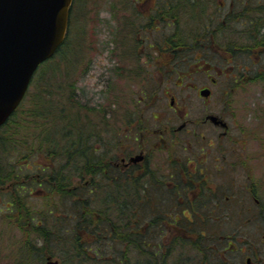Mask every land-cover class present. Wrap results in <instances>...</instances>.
Returning a JSON list of instances; mask_svg holds the SVG:
<instances>
[{"label": "trees", "instance_id": "16d2710c", "mask_svg": "<svg viewBox=\"0 0 264 264\" xmlns=\"http://www.w3.org/2000/svg\"><path fill=\"white\" fill-rule=\"evenodd\" d=\"M219 5L158 0L156 16L172 22V47L189 51L199 46L203 24L216 21L208 7ZM230 7L234 45L243 52L264 47V0H234ZM67 42L68 36L40 66L24 100L0 126V185L7 194L0 221L28 233L22 263L49 264L50 257L58 264H229L228 235L210 223L232 217L220 211L225 199L219 190L206 182L199 190L169 185L164 172L147 163L122 168L120 157L130 152L135 124L143 121H116L115 102L91 105L78 96L69 78L75 58L66 73L57 60ZM259 67L253 76L264 80V64ZM127 112L120 116L131 117Z\"/></svg>", "mask_w": 264, "mask_h": 264}, {"label": "rangeland", "instance_id": "374dc122", "mask_svg": "<svg viewBox=\"0 0 264 264\" xmlns=\"http://www.w3.org/2000/svg\"><path fill=\"white\" fill-rule=\"evenodd\" d=\"M75 4V12H72L75 6L70 9L73 23L69 22L68 42L57 60L62 62L63 72L66 73L72 72L68 67L73 65L71 59L75 58L76 69L69 78L75 81L78 96L91 105L115 102L117 105L113 107L119 108L115 113L121 119L120 115L129 111L141 96L139 91L144 80L139 78L142 82H138L128 73L131 67L138 69L144 63L139 54L141 46L135 47L129 42V37H132L129 29L131 25H124L123 19L130 22L136 14L141 21H148L143 12L151 4L145 7L129 5L127 8L122 0H75ZM167 18L156 17L155 21L166 22L169 21ZM245 36H242L245 39L243 42H247ZM122 38L129 43L126 56L120 43ZM70 47L72 52L68 53ZM240 47L230 46L232 54L228 55V52L211 48L209 56L203 55L199 59H196L199 54H195L196 50L190 51L183 66V70L187 71L180 75L175 73L166 83L168 92L164 93L161 88L151 98L158 103L156 111L166 113L173 95L175 105H179L186 115L172 123L177 126L183 118L191 120L188 122L189 130L183 133L190 136L195 129L198 135L207 136L205 140L201 136L197 139L187 137L189 141L186 148L180 145L173 149L176 155L179 154L178 150L184 156L181 159L186 162L184 166L188 165L187 171L195 170L196 166L202 167L208 184L218 189L220 198L225 199L219 203L222 206L220 211H229L232 217L221 220L219 224L213 220L210 222L218 230L221 226L228 235L224 259L229 264H246L247 257H251V264H264V80L254 76L251 80H240L239 86L232 83L231 86L236 88L232 90L230 87L225 93L212 80L231 82L232 74L236 72L253 75L257 66L261 70L264 47L254 48L256 51L251 52H243ZM245 66L250 71H246ZM211 67L213 69L207 75L205 71ZM147 70L154 73L150 71L151 68ZM156 80V85L162 83V79ZM163 82L165 84L166 81ZM206 86L213 87V94L209 98L200 93V89ZM207 113L221 115L230 125L228 137H223V142L217 143L222 129L216 128L210 121H202ZM148 125L157 128L163 123L149 121ZM208 137L216 140L215 145H209ZM158 143L152 146V150L156 156H162L167 150L155 147ZM202 156L207 160L203 165L198 163ZM6 198L7 194L0 185L1 207L5 205L3 199ZM27 237L26 230L16 222L0 221V264H24Z\"/></svg>", "mask_w": 264, "mask_h": 264}, {"label": "flooded vegetation", "instance_id": "af4514ba", "mask_svg": "<svg viewBox=\"0 0 264 264\" xmlns=\"http://www.w3.org/2000/svg\"><path fill=\"white\" fill-rule=\"evenodd\" d=\"M122 1L125 8H127V6L129 7V5H132L133 7L144 5L145 7L146 4H151L152 1L153 3L149 5L143 12V16H145L149 20L141 21L139 19V16L134 14L133 22L131 23L132 26L130 28L132 37L129 40L135 45V47H137L138 45L141 46V53L139 54H141V57L143 58L144 65L138 69L131 67L129 69V74L135 77L138 82H142L139 78H142L144 80L143 86H141L139 91L141 95L138 98L139 101H135V103L132 105V108L128 111L132 116L128 118L122 117L121 119H119V117L116 119V121H143V123L139 126H137L138 124H135L133 135L136 141L131 146L129 153H123L121 155V167L128 168L132 165L140 166L141 164L147 163L154 170H158L157 172H164L165 174L163 173L162 175H165V178L168 179L167 183L169 185H181L185 186L186 188L199 190L200 187L204 186L205 182L206 184H208V178L206 177L202 167L196 166L195 170L185 172L184 165L182 164L186 162L181 159L184 156L178 150L176 151L179 152V154L176 155V152L173 148L180 145L186 148L187 141H189L187 137L197 139L199 136H201L202 140H205L207 136L204 134L198 135V132H196L195 129L192 130L193 134L190 136H188L189 134H184L183 132H187L189 130L188 122L191 120L183 118V121L177 126L172 123V121L182 119L181 117H185L186 115V113L183 114V109L179 105H175V98L173 95L171 96V101L173 100L174 103H169V109H167L166 113L156 111L155 106L158 105V103L151 98V95H157L159 89L161 88H163L164 93H167L169 87L166 83L169 81V78L173 77L175 73H178V75H180L181 73L187 71L183 70V66L184 62L186 61L185 56L188 50L184 46H178L175 48L172 47L171 41L173 29L171 21H155V18L157 17L156 3L158 2V0ZM219 2V6L208 7V11H210V13L217 12L213 16L216 21L203 24L204 27L200 32L202 37L201 41L199 43V46L194 49L197 51L196 53H199L198 59L203 55L209 56L210 52H212L211 48H214V51L218 50L225 51L226 53L228 52L227 55L232 54V49H230L229 47L236 44V22H230L226 19L231 18V16H227V14L230 13V10H232L230 4L234 2V0H219ZM220 13H224L223 20L221 22L218 21L220 19L218 17ZM129 14H131V12H129ZM141 57L139 59H141ZM147 68H151L152 70L150 71L154 73H150ZM211 69H213V67L205 71L207 75H209L208 71H210ZM245 70L250 71L248 66H245ZM244 73L245 72L239 71V73L236 72L232 74L231 82H218L216 79H212L213 84L218 86L220 91L224 93L227 92L230 87L232 90H234L235 86L232 87V83L238 85L240 84V80L241 82H243L245 77H253L252 74ZM157 78L162 79V83L159 84V82V85H156ZM163 80L166 81L165 84ZM203 88H207L210 90V94L209 96H207V98H209L213 94V87L206 86ZM210 114L212 113L205 114V117L202 121H210L215 125L216 128L222 129V131L218 134L217 143L223 142L222 138L226 136L228 137L230 125L228 124L224 126L223 121H219L218 124H215L210 118H208V115ZM218 116L220 117L221 115L218 114ZM220 118L225 120L222 116ZM149 121H162L163 125L161 127L151 128V126L148 125ZM215 141L212 137H208L207 139L209 145L212 146L215 145ZM156 142H159L155 146L157 148L158 146H165V150H167L166 154H163L162 156H156V153H154L152 150V146L156 144ZM169 143L172 147L171 149H169ZM137 154H140L141 157L137 160H133L132 157L134 155L136 156ZM170 160H173L176 165L167 166ZM198 161L199 164L203 165L207 160H205V158L202 156L201 159H198ZM215 161H217V158H215ZM187 166L188 165H186L185 168H187ZM188 180L191 181V187L187 186ZM208 187L215 189L210 183L208 184ZM199 195L200 193L196 194V196Z\"/></svg>", "mask_w": 264, "mask_h": 264}, {"label": "water", "instance_id": "95a60500", "mask_svg": "<svg viewBox=\"0 0 264 264\" xmlns=\"http://www.w3.org/2000/svg\"><path fill=\"white\" fill-rule=\"evenodd\" d=\"M71 3L72 0H0V126L21 102L38 65L64 40ZM201 93L208 95L209 90ZM210 118L219 122L216 115Z\"/></svg>", "mask_w": 264, "mask_h": 264}]
</instances>
